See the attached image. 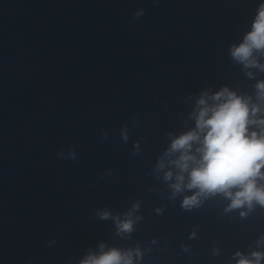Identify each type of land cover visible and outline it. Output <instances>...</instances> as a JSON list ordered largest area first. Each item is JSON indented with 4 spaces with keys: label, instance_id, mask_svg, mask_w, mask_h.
Instances as JSON below:
<instances>
[{
    "label": "clouds",
    "instance_id": "1",
    "mask_svg": "<svg viewBox=\"0 0 264 264\" xmlns=\"http://www.w3.org/2000/svg\"><path fill=\"white\" fill-rule=\"evenodd\" d=\"M254 51L264 53V4L258 10L252 30L239 45L231 47L230 56L245 68L259 67L264 70V65H258L254 58ZM256 89L258 99L264 101V81L257 83ZM259 111L258 106L250 105V98L239 96L227 87L211 96L207 92L201 93L191 114L195 127L174 137L156 166L157 171L164 169L166 163L178 169L176 182L170 185L173 196L185 188L197 190L195 195L184 198L182 207L191 209L198 206L200 196L216 193H223L231 199L229 209L245 204L251 207L253 201L264 206V189L256 184L258 177L264 178V173H261V168H264V128L260 135L249 132L250 125L264 126V119L256 118ZM124 139L127 140L126 135ZM173 155L175 159H171ZM172 178L171 171L164 174L166 181ZM234 188L238 189L235 193L231 191ZM133 207L138 208L139 204ZM110 215L107 211L98 214L100 219H108ZM131 215V212L126 213L128 217ZM133 224L130 218L118 221V233H131ZM261 242L264 240L258 241ZM104 247L101 244L99 255L90 253L81 264H133L131 250L122 252L111 248L104 251ZM236 255L240 256L238 264H260V259L264 257V253L260 252L251 254L254 259L241 253Z\"/></svg>",
    "mask_w": 264,
    "mask_h": 264
}]
</instances>
